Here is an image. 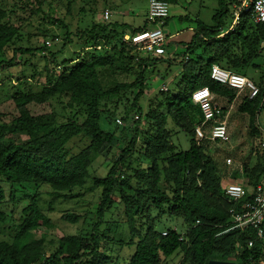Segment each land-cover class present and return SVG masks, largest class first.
Listing matches in <instances>:
<instances>
[{
  "label": "trees",
  "instance_id": "trees-1",
  "mask_svg": "<svg viewBox=\"0 0 264 264\" xmlns=\"http://www.w3.org/2000/svg\"><path fill=\"white\" fill-rule=\"evenodd\" d=\"M47 1L12 0L11 9L0 5V74L11 66L28 64L27 60L22 64L26 55L34 57L48 51L44 43L32 46L28 37L29 46L24 47L21 26L14 25L10 17L17 8L37 15ZM162 1L169 6L178 3ZM146 27L128 30L102 17V21L76 35L83 42V52L75 60L47 70L44 83L37 85L36 91L24 86L28 82L25 76L17 78L18 86L12 87L15 91L5 101L13 105L14 115L6 121L0 111V207L8 199L2 183L9 186L12 202L18 188L28 192L40 186H47L58 198H67L74 190L84 188L96 158L103 157L110 166L105 178L92 180L93 187L101 191L93 214L96 222L88 232L62 237L54 252L47 255L45 237L35 239L34 234L52 224L40 210L35 192L27 198L12 241H0V264H167L173 256L179 258L176 264H207L212 260L264 264L255 231L234 228L232 223L230 211H240L249 198L232 202L224 196L216 163L207 151L209 141H196L194 128L202 122V114L191 102L192 93L204 87L212 95L234 100V90L210 79L211 66L241 74L255 59L264 57V24L254 25L243 16L222 37V24L215 28L199 25L190 47L197 46L200 54L195 64L189 60L182 65L183 94L171 96L169 89L166 93L159 91L165 113L148 107L145 128L137 125L131 135L126 128L113 127L116 111H108L107 103L113 102L115 110L122 105L124 119L131 110L142 113L139 102L148 88L147 73L162 58L124 44L123 36ZM65 36L71 42L68 33ZM167 61L175 62V56ZM258 67L254 64L252 70ZM103 70L111 75L123 74L130 81L104 82ZM180 82L176 87H182ZM1 83L0 77V87ZM256 86L259 95L252 100L244 98L238 109L248 116L253 139L255 164L245 168L252 186L264 180V134L257 121L264 87ZM102 117L112 131L102 130ZM179 132L190 138L187 151H178L172 142V136ZM18 134L25 135L27 141L8 142L10 136ZM75 139L86 142L78 153L70 147ZM113 213L122 224L118 222L117 232L110 237L115 225L106 219ZM62 219L76 223L79 218L63 215ZM6 221V214L0 211V223ZM170 221L176 225L171 227ZM124 226L127 242L120 232ZM254 240V246L248 248V241ZM108 244L131 247L134 252L120 262L106 254Z\"/></svg>",
  "mask_w": 264,
  "mask_h": 264
},
{
  "label": "rangeland",
  "instance_id": "rangeland-1",
  "mask_svg": "<svg viewBox=\"0 0 264 264\" xmlns=\"http://www.w3.org/2000/svg\"><path fill=\"white\" fill-rule=\"evenodd\" d=\"M70 3V6L69 4ZM0 5L5 9H11L12 0H0ZM69 6V7H68ZM21 7V6H20ZM147 0H48L41 7V12L37 15L31 14L27 9L22 11L20 8L15 9V13L11 15V21L14 25L21 26L25 38L23 43L24 47H28V41L32 46H40L42 43L48 48L44 54H36L34 57L26 55L22 58L23 61L27 60L28 64L21 66H11L0 74L2 83L0 87V103L4 102L0 106V111L4 114V120L9 121L13 116V105L10 101L5 102L7 96L12 94L15 90L12 88L14 85L18 86L17 78L25 76L28 82L24 84L28 85L36 91L39 84L44 83V78L47 70H50L57 65H63L65 62L75 60L79 54L84 50L83 42L79 41L76 37L77 34L90 28L94 22L102 21V17L105 11L111 13L110 20L108 22H117L125 25L128 30H134L147 25ZM232 9L229 0H178L176 5L169 6V18L166 25L163 28L164 34L167 37V44H177L179 47L175 53V62H168L166 57H162V60L157 62L149 69L147 73L148 88L144 92V96L140 99L139 105L141 106L142 113L138 110H131L124 119V111L122 105H119L115 110V104L113 102L107 103V110L110 112L116 111L113 127H119L120 129L126 128L132 135L134 128L139 125L141 129L144 127L145 115L148 111V107L158 113H165L164 105L160 106L162 96L159 94L162 83L174 79L179 72L183 73L182 59L184 53H186L192 60L191 64H195L197 60L198 49L195 45L190 47L192 43L194 33L187 28L197 29L199 25L206 26L208 28H215L219 24L223 25V30L227 29L232 22ZM193 29V30H194ZM45 31V32H44ZM47 31V32H46ZM180 34H176L177 32ZM65 33L69 35V41H66ZM54 36L55 38L44 35ZM55 39H57L55 41ZM46 41L50 42V45H46ZM99 50L101 46L97 47ZM19 61V59H17ZM258 65L257 70H252V65ZM192 67V66H191ZM241 75L246 76L248 79L254 82L255 85L262 84L264 87V57H259L251 62ZM104 82L117 81H130V78L123 74L111 75L105 70L101 75ZM22 80V79H21ZM22 80V81H24ZM27 81V80H26ZM177 83H170V95H179L184 90L183 84L180 82L181 88L176 87ZM162 85V86H161ZM244 98V96L239 97ZM242 101V100H240ZM55 105V104H54ZM240 103H235L232 111H234L236 117H241V113L238 111ZM59 110V107L56 106ZM10 116V117H9ZM135 116L139 117L138 124ZM247 118L248 116H243ZM119 121V123H118ZM258 125L264 131V102L259 109L257 116ZM121 123V124H120ZM143 124V125H141ZM100 126L104 131H112L110 125L106 124L104 118H101ZM27 137L23 134L10 136L9 143H22L26 142ZM172 142L180 152L187 151L190 146V138L182 132H179L172 136ZM85 141L75 139L70 147L73 153L84 147ZM250 145V144H249ZM245 149H248L246 146ZM208 153L214 157L217 161V170L221 182L235 181L236 177L242 175L241 170L238 175L230 174L228 171L222 177L223 172L221 165L218 162V158L224 159L225 157H234L235 152L230 149L228 143H210L207 149ZM248 154V153H247ZM103 157L96 158L95 162L89 168L90 178L87 179L86 184L81 190H74L67 198H58L52 194V191L47 186H40L38 188L31 187L28 192H23L19 188L15 191L14 202L9 200V186L2 183L6 194L7 201L0 207V211L7 216L6 223H0V241L11 242L17 229L16 227L21 222L20 213L28 205V196L33 193H38V206L42 213L47 216L52 226L49 229L39 228L34 236L35 239H40L44 236L45 252L47 255L54 252L57 247L59 239L65 236H77L82 233H86L90 230V225L96 222L94 217V211L99 204V195L101 189L93 187L92 180L94 178L103 179L106 177L110 163H104ZM244 164L248 162V156L242 159ZM237 166V164L235 165ZM237 183L239 182L236 181ZM224 183V182H223ZM236 183V184H237ZM224 185V184H223ZM241 185V184H239ZM63 215H69L79 218L76 223L64 221ZM106 222H113L114 228L110 230V237H113L117 232V225L122 224V221L118 220V216L112 215L108 217ZM120 222V224H118ZM171 227L175 224L174 221L169 222ZM109 224L106 226L108 227ZM122 237L127 242L128 231L126 227H122L120 230ZM106 248V254L111 256L114 260L118 258L120 262L126 260L133 254L134 248L131 247H119L117 245L108 244ZM179 258L173 256L168 259L167 264H176ZM228 262H233L232 260Z\"/></svg>",
  "mask_w": 264,
  "mask_h": 264
},
{
  "label": "built area",
  "instance_id": "built-area-1",
  "mask_svg": "<svg viewBox=\"0 0 264 264\" xmlns=\"http://www.w3.org/2000/svg\"><path fill=\"white\" fill-rule=\"evenodd\" d=\"M229 2L232 9V26L229 31L241 22L243 16L254 25L264 24V0H242L240 3L236 0H229ZM147 5L146 29L134 34H125L123 43L153 56H166L167 38L163 28L169 18V4L162 0H148ZM110 17L111 13L105 11L103 20L108 22ZM46 45L49 46L50 42L46 41ZM188 61L189 57L185 56L183 64L185 65ZM210 79L235 91L236 95L231 107L241 96L252 100L259 95V89L253 81L241 74L222 69L218 65L211 66ZM160 91L166 93L168 87L163 85ZM211 96V92L206 87L195 90L191 95L192 104L197 106L202 114V122L194 128L196 141L198 143L203 140L227 143L229 138L226 120L222 109L212 102ZM135 119L138 120L139 117L135 116ZM206 129H208L207 134ZM261 147L264 149V141ZM225 163L230 165L231 160L228 159ZM223 190L224 196L232 202L249 198L240 211H230L232 223L234 228H252L264 252V180L253 186L251 191L236 183L226 184ZM166 235V232L163 233V236ZM254 243L255 240L248 241L247 247L252 248Z\"/></svg>",
  "mask_w": 264,
  "mask_h": 264
},
{
  "label": "crops",
  "instance_id": "crops-1",
  "mask_svg": "<svg viewBox=\"0 0 264 264\" xmlns=\"http://www.w3.org/2000/svg\"><path fill=\"white\" fill-rule=\"evenodd\" d=\"M231 26H232V22H231L227 31H225L223 29L220 30L222 32L221 37L229 31ZM143 27H144V25L140 28H137V29H141ZM193 29L187 28V30H190L191 32L193 31V33L196 34L197 29H194V30ZM180 32L178 31L176 34L179 35ZM179 48H182V46L179 47V45H177L176 43L172 44L171 46H169L167 44L166 56L167 55H169V57L175 56V53L178 51ZM196 49H198V53H197V56H198L200 54V49L197 46H196ZM166 56H161L158 58H162V57H166ZM187 57H189V56L187 55ZM189 60H191L190 57H189ZM182 65H184V64H182ZM181 78H182L181 72H179L177 74V76L174 77V79H169V80L163 82L162 85L167 86L168 89L170 90V87L168 85L170 83H174V84L177 83L178 84L181 81ZM244 98H241V99L239 98L236 101V103L239 102L241 104L242 101H240V100H243ZM211 99H212V102L214 104H216L217 106H219L222 109L224 119L226 120V123H227V132H228V138H229L227 143L230 145V149L235 152V156L233 158L232 157H225L224 159L218 158V162L221 165V168L223 170V172L221 173V176L223 177L227 171L230 174L235 173L234 175H238L240 170L242 173V175H240L239 177H236L235 181H225L223 179L222 185L224 184L223 185V187H224L226 184H229V183H237L236 181H238V179H239L240 183H237V184H241L247 190L251 191L253 186L249 184V178H247V176L245 175V168L253 166L255 164L256 158L252 154L253 139L249 135V118L243 117V116H246L245 114H241L240 118L236 117L234 111H232L234 104L231 107L232 102H229L227 98L220 96V95H212ZM258 126L260 129V132L262 134H264V131L261 129V126L260 125H258ZM207 132H208V129H206V134H207ZM210 143H219V142H210L209 141V144ZM246 146H248V149H245ZM247 156H248V162H247V164H244L242 162V159L246 158ZM212 158H213L214 162L217 164L216 159L214 157H212ZM228 159L231 160L230 165H226V163H225V161ZM236 164H237V166H235Z\"/></svg>",
  "mask_w": 264,
  "mask_h": 264
},
{
  "label": "water",
  "instance_id": "water-1",
  "mask_svg": "<svg viewBox=\"0 0 264 264\" xmlns=\"http://www.w3.org/2000/svg\"><path fill=\"white\" fill-rule=\"evenodd\" d=\"M207 264H236V263L235 262H226V261L212 260V261H209Z\"/></svg>",
  "mask_w": 264,
  "mask_h": 264
}]
</instances>
